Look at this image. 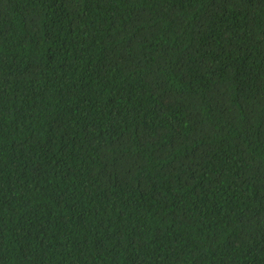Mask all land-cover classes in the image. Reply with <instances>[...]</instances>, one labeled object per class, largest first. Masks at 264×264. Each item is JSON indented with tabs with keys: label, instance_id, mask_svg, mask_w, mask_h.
<instances>
[{
	"label": "trees",
	"instance_id": "16d2710c",
	"mask_svg": "<svg viewBox=\"0 0 264 264\" xmlns=\"http://www.w3.org/2000/svg\"><path fill=\"white\" fill-rule=\"evenodd\" d=\"M0 264H264V0H0Z\"/></svg>",
	"mask_w": 264,
	"mask_h": 264
}]
</instances>
